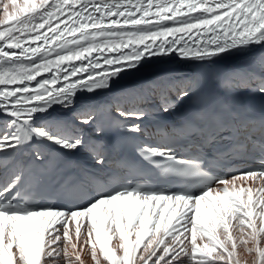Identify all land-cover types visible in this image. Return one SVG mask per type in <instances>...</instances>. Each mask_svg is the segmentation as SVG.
Returning a JSON list of instances; mask_svg holds the SVG:
<instances>
[{"label": "snow or ice", "instance_id": "snow-or-ice-1", "mask_svg": "<svg viewBox=\"0 0 264 264\" xmlns=\"http://www.w3.org/2000/svg\"><path fill=\"white\" fill-rule=\"evenodd\" d=\"M253 46L264 47V0H0V116L7 118L0 130V163L44 143L54 146L56 155L34 151L29 164L45 172L63 154L82 149L103 166L102 153L90 148L74 125L61 126L43 114L50 115L55 105L72 107L78 90L110 88L113 79L146 57L175 53L212 63ZM105 51L119 54L72 66L62 79L80 72L86 77L59 88L56 79L37 80L53 66ZM103 65L109 67L88 72ZM226 88L264 95V64L258 73H233ZM167 91L161 89L159 101L165 114L190 97L191 86L178 88L175 100ZM149 100L142 95L133 107L116 109L120 127L134 139L146 134L143 122L152 114L140 105ZM75 122L93 126L97 135L103 130L94 109L81 112ZM171 134L190 141L196 154L182 156L144 141L139 155L164 176L192 180L191 188L128 183L96 193L82 208L62 209L29 198L32 168L6 164L0 176V264H85L86 248L93 264H241L238 249L251 264H264V164L214 176L202 155L212 148L216 159L231 161L259 147L264 161V118L257 129L227 105L206 108ZM219 143L226 146L217 148Z\"/></svg>", "mask_w": 264, "mask_h": 264}, {"label": "bare ground", "instance_id": "bare-ground-1", "mask_svg": "<svg viewBox=\"0 0 264 264\" xmlns=\"http://www.w3.org/2000/svg\"><path fill=\"white\" fill-rule=\"evenodd\" d=\"M198 15V14H197ZM171 23V22H168ZM42 55H46L42 54ZM72 62V61H70ZM69 62V63H70ZM190 61H182L178 63H169L163 64L155 67H150L142 70H135L130 72L121 73L119 78H115L111 82V87L105 90H96L92 93H88L84 90H78L75 103L69 109H65L62 106L55 105L49 113L43 114L44 117L49 121L59 122L61 126L65 123L74 125L78 134L82 135L85 142L90 146V148H96L102 153L105 158V162L109 159L115 158L114 153L111 151L109 143L104 140L103 137L99 139L94 136L89 129L93 126H86L75 122V118L78 117L81 112L86 109H94L97 111L99 106L104 101L105 95L109 94L112 97H116L124 107L122 109H128L133 107L138 98L145 93L148 83H158L161 86L166 87L167 95L170 100L176 99V91H172L171 87L174 82L180 80L183 77L193 78V73L190 70L184 68V64ZM215 63L227 64L233 69V73L238 70L250 71V72H259V69L262 64H264V47L253 46L250 49L244 51H235L231 54L223 56L214 61ZM24 63H30L25 61ZM66 64H61L59 67H63ZM55 66H53L54 68ZM52 68V69H53ZM49 72H45L44 75ZM2 86V85H0ZM175 89L181 87V83L175 85ZM191 95V94H190ZM127 99H130V104L126 106L124 104ZM190 98H186L184 101L177 104L174 111L169 112V115L176 119L178 113L177 109L182 104H187ZM150 104V105H148ZM144 107L148 112L150 107L154 109H160L159 100L150 103H143L140 105ZM80 113L79 115H77ZM40 115V114H37ZM6 117L0 116V130L3 129L6 121ZM134 122V121H132ZM143 127L146 129L145 136L141 137L142 141H146L149 144L155 145V131L158 126L148 119L143 122ZM34 151H41L45 154L54 152V146L38 143L35 145L26 146L25 150L16 155L15 157H10V161H5L0 163V176L4 173V166L9 162H17L26 166L29 161V155ZM73 161L81 162L86 165L89 169L102 172L104 166L97 165L93 159V153L89 149H82L76 153H70ZM45 206V205H43ZM73 209V208H71ZM191 215V213H189ZM116 245V241H113V246ZM241 264H251V257L243 253L240 249L237 250ZM82 259L85 260V264H93L91 259L88 256V249H85Z\"/></svg>", "mask_w": 264, "mask_h": 264}]
</instances>
